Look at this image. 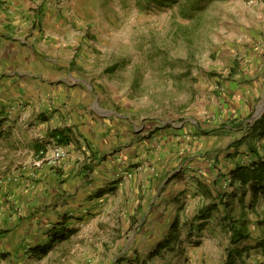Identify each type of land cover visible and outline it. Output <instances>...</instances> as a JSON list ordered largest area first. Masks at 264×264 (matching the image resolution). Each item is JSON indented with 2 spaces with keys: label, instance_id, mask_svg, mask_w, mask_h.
<instances>
[{
  "label": "rangeland",
  "instance_id": "rangeland-1",
  "mask_svg": "<svg viewBox=\"0 0 264 264\" xmlns=\"http://www.w3.org/2000/svg\"><path fill=\"white\" fill-rule=\"evenodd\" d=\"M83 1L84 81L90 88L84 108L94 115L99 134L120 129V143L109 136L98 158L84 153V163L116 164L115 158L133 168L169 163L162 182L185 170L193 188L175 205L160 198L162 182L140 188V201L123 191L101 206L84 204L82 231L36 258L27 247L35 240L34 213L24 214L19 197L22 191L28 195L29 182L37 183L32 162L49 138L39 137L35 120L14 122L0 141V228L8 232L0 239V264H226L230 250L264 239V197L253 209L243 210L240 196L232 201L233 215L245 213L251 232L244 241L232 242L219 211L200 229L196 216L218 202L219 186L237 189L233 180L227 182L235 163L252 159L253 148L264 156V136L250 130L264 115V0ZM254 78L260 80L252 83ZM166 131L185 135L186 148L174 161L162 152ZM160 133L139 154L130 150ZM200 142L203 148L197 149ZM36 145L42 147L36 151ZM93 197L86 199L93 203ZM173 222L180 235L153 255ZM236 262L264 264V248H251Z\"/></svg>",
  "mask_w": 264,
  "mask_h": 264
},
{
  "label": "crops",
  "instance_id": "crops-1",
  "mask_svg": "<svg viewBox=\"0 0 264 264\" xmlns=\"http://www.w3.org/2000/svg\"><path fill=\"white\" fill-rule=\"evenodd\" d=\"M83 2L0 0V141L14 122L21 126L31 119L35 120L33 128L41 132L39 137L49 138L46 147L57 143L66 151L64 159L55 167L37 169L35 188L29 182V187L24 188L28 195L22 191L19 197L24 214L30 210L34 213L33 245L47 242L49 231L59 230L62 226L75 228L70 238L58 243L53 250L59 244L73 240L82 231L84 204L87 208L101 206L106 200L115 201L123 191L136 200L140 196V188L162 182L161 172L169 164L162 167L153 163L151 168H133L126 160L119 162L117 158L114 159L116 164L103 161L94 167L84 163V153L91 154L95 160L110 144L109 136L113 135V142L120 143V129L117 132L119 137L115 131H110L107 136L99 134L102 129L93 119L94 115L84 108V103H87L85 93L90 88L84 81ZM256 79L252 83L260 80ZM54 133L64 140L60 141ZM182 134V131L165 132L167 146L162 152L171 161L186 148L183 143L185 135ZM161 136L162 133L156 134L150 143L145 140L139 146V143H134L130 150L134 155L139 154L138 148L151 146V141ZM195 144L187 145V149L194 150ZM41 147L36 145L35 150ZM199 148H203L202 142L198 144ZM88 166L91 169L85 172ZM23 170H26L25 165ZM187 173L182 170L168 182L164 180L161 183L160 187H165L160 196L163 201L175 205L189 196L194 183L189 181ZM142 174L146 176L141 177ZM91 179L93 184L87 182ZM199 182L204 183V180ZM101 192L102 196L93 197ZM88 196L93 197V203L86 199Z\"/></svg>",
  "mask_w": 264,
  "mask_h": 264
},
{
  "label": "trees",
  "instance_id": "trees-1",
  "mask_svg": "<svg viewBox=\"0 0 264 264\" xmlns=\"http://www.w3.org/2000/svg\"><path fill=\"white\" fill-rule=\"evenodd\" d=\"M250 130L255 131V134L259 137L264 136V115L254 123ZM54 134L56 137H59L60 141L64 140L58 133ZM252 152L253 157L249 163L238 161L233 168L230 169V180H233L231 181V186L237 185V189L230 191L228 189H222V187L219 186L214 192L218 202H211L205 209H201L198 212L196 219L201 222L199 223V229L201 226L206 225L207 220L212 217V212L217 210L223 214L220 222L223 224L224 228L230 232L232 242L244 241L251 237V232L245 222V213L242 212V215L238 217L233 215L235 208L232 205V201H235L236 197L240 196L238 202L241 203L242 209L245 210L248 208L253 209L255 204L259 201V198L264 197V156L261 155L257 149L253 148ZM90 169L91 166L85 167V172H88ZM102 194L103 193H101L100 196H102ZM249 194L250 199L246 201L245 198ZM177 227V222H173L169 229L168 237L164 239L163 243L157 245L153 251V255L159 253L161 249L168 246L172 240H174V237L180 235L178 232L181 231ZM75 231V228H67L65 226L60 227L59 230L49 231L47 242L30 246L29 251L32 256L43 258L47 256L58 243L68 240ZM7 233L6 230L0 228V239L6 236ZM260 245L264 248V239H260L255 245H239V247L233 249L234 251L236 250V253L230 250L227 255L226 264H237L236 257L238 255L242 256L243 252L249 251L254 247H260Z\"/></svg>",
  "mask_w": 264,
  "mask_h": 264
},
{
  "label": "built area",
  "instance_id": "built-area-1",
  "mask_svg": "<svg viewBox=\"0 0 264 264\" xmlns=\"http://www.w3.org/2000/svg\"><path fill=\"white\" fill-rule=\"evenodd\" d=\"M65 156H66V151L63 149V147L58 145L57 143H53L49 147H45V149L39 152L38 158L32 162V165L34 166L36 170L37 169L41 170L45 163L50 165L51 167H55L64 159ZM250 161L251 159H249L248 161H245V163H249ZM30 174L36 180V177H37L36 171ZM230 181H231L230 179L227 180V182H230ZM31 184H32L31 186L35 188L34 187L35 182L33 181V183ZM227 185L229 184L226 183L224 187H226ZM86 210L87 209L85 208L84 211Z\"/></svg>",
  "mask_w": 264,
  "mask_h": 264
}]
</instances>
